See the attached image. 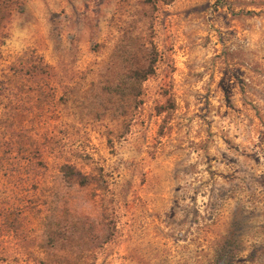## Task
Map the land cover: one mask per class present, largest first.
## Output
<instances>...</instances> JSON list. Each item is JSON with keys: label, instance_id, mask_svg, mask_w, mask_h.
I'll return each mask as SVG.
<instances>
[{"label": "rangeland", "instance_id": "obj_1", "mask_svg": "<svg viewBox=\"0 0 264 264\" xmlns=\"http://www.w3.org/2000/svg\"><path fill=\"white\" fill-rule=\"evenodd\" d=\"M0 264H264V0H0Z\"/></svg>", "mask_w": 264, "mask_h": 264}, {"label": "trees", "instance_id": "obj_2", "mask_svg": "<svg viewBox=\"0 0 264 264\" xmlns=\"http://www.w3.org/2000/svg\"><path fill=\"white\" fill-rule=\"evenodd\" d=\"M152 72H153L152 68H149L147 70L132 71V73L130 74V77H129V81L132 84L142 83L148 78V76H150L152 74Z\"/></svg>", "mask_w": 264, "mask_h": 264}]
</instances>
